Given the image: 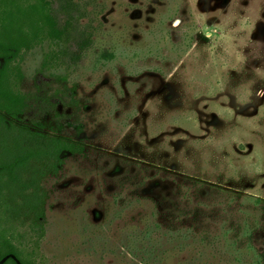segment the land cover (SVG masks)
<instances>
[{"label":"rangeland","instance_id":"obj_1","mask_svg":"<svg viewBox=\"0 0 264 264\" xmlns=\"http://www.w3.org/2000/svg\"><path fill=\"white\" fill-rule=\"evenodd\" d=\"M85 2L94 36L82 59L52 75L40 72V49L24 63V121L62 128L86 146L84 156L64 154L59 173L43 179L44 259L148 264L121 237H110V195L124 175L136 176L142 206L124 212L114 229L139 221L153 205L173 208L183 181L175 176L224 190L199 195L209 205L207 219L259 217L231 194L264 200V0ZM135 163L154 169L140 173ZM261 222L253 244L263 251L264 215ZM206 247L175 250L159 264H197L191 257L209 254Z\"/></svg>","mask_w":264,"mask_h":264},{"label":"trees","instance_id":"obj_2","mask_svg":"<svg viewBox=\"0 0 264 264\" xmlns=\"http://www.w3.org/2000/svg\"><path fill=\"white\" fill-rule=\"evenodd\" d=\"M72 2L65 1L66 11L75 8ZM82 12L81 17L85 18ZM75 19L74 14L66 13L65 22L59 21L49 0H0V55L5 60L0 64V264H46L40 249L46 234L48 198L43 179L59 173L64 154H86L83 143L5 122V116L20 119L27 107L26 95L20 88L23 73L20 64L14 62L16 57L46 39L58 42L57 45L64 38L68 40V29L74 26ZM60 24L62 28H58ZM92 36L88 30L81 32V51L90 46ZM57 56L53 51L47 54L43 67L47 64L52 67ZM134 165L140 173L147 174L154 169L142 163ZM175 178L183 181L178 186L180 194L177 193L173 208L164 212L153 205L144 210L139 221L114 229V221L122 218L124 212L130 213L142 206L135 194L136 176L118 177L115 181L118 190L110 195V237H121V245L137 251L148 264V260H152L150 264H159L160 258L164 261V256L175 250L195 251L206 246L209 254L199 252L191 257L194 263L264 264V249H255L253 244L254 235L262 225L264 200L252 194L233 193L232 200L242 199V207L260 210L261 215L257 218L252 215L239 223L230 222L225 216L219 221L207 219L204 210L209 205L201 202L199 195L203 191L209 195L222 194L224 190L216 192L213 185L207 186L188 176ZM96 230L99 235H106L102 226H97ZM220 251L223 256L218 255ZM11 254L19 263L9 257Z\"/></svg>","mask_w":264,"mask_h":264},{"label":"flooded vegetation","instance_id":"obj_3","mask_svg":"<svg viewBox=\"0 0 264 264\" xmlns=\"http://www.w3.org/2000/svg\"><path fill=\"white\" fill-rule=\"evenodd\" d=\"M65 1L66 0H49V2L52 3V8L54 10V15L57 17V19L59 21H62L63 23L65 22V17H66V13L71 14V15H75L76 19L74 21V26L70 27L68 29V33H69V39L67 40L66 38H64V41L61 42L60 44L57 45L58 42L52 43L49 39H46L45 41H43L42 43L39 44H34L32 47H29L27 50H24L23 52L20 53V55H18L15 59V63L16 64H20V68L22 70V81H21V91L26 95V103H27V107L25 108L24 114L22 116H20V119L17 117H11V116H5V122H11L12 124H20V125H25L28 126L32 131H36L39 133H43V134H50L53 136H61V137H65V138H70L68 136H63L62 134L59 133V131L62 129L61 126H59L58 131H48L46 130V126L43 123H36L34 124V126L29 125L28 123H26L24 121V116L27 113V110L29 108V102H28V95L26 92L23 91V83L24 80L26 78V74L24 72V63H25V59L27 57V55L33 53L34 51L40 49L42 51V61H41V65H40V72L42 73H49L52 75L51 71L54 70H58L60 68H66V69H70L72 66L76 65L83 56V53L91 47L92 45V41H93V36L91 39V44L88 48H86V50L81 51L80 48L81 46H79V42L81 41V32L83 30H88L90 31L92 34L93 33V27L91 25V18H90V11L88 8V4L87 2H85V0H73V5L75 6V8L73 10L70 11H66L64 8L65 5ZM85 12L86 17L82 18L81 14H83V12ZM77 16L79 17L77 19ZM87 20V23H84V21ZM58 28H62V24L58 25ZM0 31H1V26H0ZM51 51L57 53V57L55 61L52 62L53 66L51 67L50 64H47V66L43 67L44 63H45V57L47 54H49ZM5 62L4 58L0 55V64L2 65ZM56 78L66 81L67 80V76H60V75H56ZM78 132L81 133V127H78ZM14 133V131H13ZM71 140L75 141L74 139L70 138ZM81 143L80 141H76ZM69 155H72L70 153H68ZM74 156V155H73ZM62 158L64 159L63 164L60 166L59 169L62 168V166L65 164V158L64 155L62 156ZM60 171V170H59ZM10 258L14 259L15 261H17L16 257L14 254L9 255ZM46 264H49L47 259H44ZM17 263H19L17 261Z\"/></svg>","mask_w":264,"mask_h":264}]
</instances>
